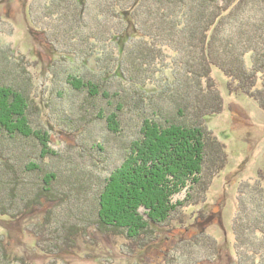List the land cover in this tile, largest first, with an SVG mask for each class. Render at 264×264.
Here are the masks:
<instances>
[{"label": "trees", "instance_id": "obj_1", "mask_svg": "<svg viewBox=\"0 0 264 264\" xmlns=\"http://www.w3.org/2000/svg\"><path fill=\"white\" fill-rule=\"evenodd\" d=\"M53 1L47 3L48 10L54 9ZM239 1L113 0L110 5L115 12L118 10L117 19L115 12L111 15L115 13L112 17L117 23L112 25L111 38L103 41L106 50L98 36L84 33V11L80 9L76 16L73 12L76 5L71 2L74 5V20L66 24H69L67 30L74 42L71 45L80 42L85 47L78 46L67 51L48 36L47 42L64 56H80L84 61L96 57L97 69L87 71V80L79 86L81 78L71 77L77 90L83 94L87 91L89 95L86 100L88 106L81 111L83 120H77L76 116L71 118L68 114L64 116L61 108H55L52 113L56 114V119L52 115L45 122L65 124L66 129L73 131L77 138L81 134V139L88 141V147L81 145L85 151L108 160L111 154L108 155L103 148L106 144L101 139L103 137L88 130L86 123L80 124L82 121L104 123V130L116 134L115 141L119 143L116 148H121L120 154L123 155L116 158L119 165L116 164V169L109 171L112 172L109 178H105L101 201L108 204L105 208L98 207L95 223H87L86 219V224L79 226L49 224L47 218L48 224H35L33 232L38 233L39 246L43 251L54 256L72 252L77 249L78 238L86 240L92 228L96 227L104 235L125 240L124 246L126 244L128 250L123 251L134 255L160 241L161 229L171 228L174 222L184 223L186 210L206 203L205 195L210 191L209 187L230 162L227 147L219 142L207 124L210 116L225 111L223 95L213 76L214 69L224 73L229 93H246L264 108V89H256L260 75L264 74V34L261 32L258 36L257 29L251 34V39L257 38L262 46L242 44L243 34H247L252 26L250 23L256 22L255 16L249 19L242 17L235 29L233 25L231 29L228 27V17L234 16L233 13L229 16L230 7L242 3ZM60 4L58 9L62 14L67 5ZM108 7L98 12L99 19L105 17ZM66 10L71 11V8ZM52 14L58 16L59 11L55 9ZM43 28L45 32L51 30L50 26ZM166 48L174 54L165 52ZM113 51L116 52V65L112 70L107 55ZM253 53L255 56L251 57ZM0 56V139L6 142V147L0 148V168L4 170L8 167L9 153L12 154L16 148L15 139L36 138L44 145L48 138L41 121L45 110L43 105L29 96L24 87L27 83L16 69L7 71L9 58ZM171 56L173 61L170 64ZM96 75L100 76L98 83L91 79ZM124 81L126 88L120 86ZM115 82L119 88L113 92L107 86ZM101 95L102 101L99 100ZM98 107L101 108L98 114L89 112ZM46 157L42 155L38 160L46 164ZM28 158L26 162L30 171L37 164L32 160L34 157ZM109 172L104 173L109 175ZM5 175L0 176V188L16 186L19 175L16 173L15 177L4 180ZM49 179V183L56 184L57 178L53 175H48L47 182ZM77 180L76 177V181H71L69 187L68 183L64 184L68 190L63 192L60 201H68L69 196L78 194L77 183L80 180ZM53 187L55 189V185ZM41 196L52 203L48 193L42 192ZM25 197L24 202L27 201ZM37 204L36 201L27 202L18 215H24ZM201 214L197 221L206 218L207 213ZM244 220L235 224L238 259L233 264H264V221ZM206 234L201 231L194 238H188L199 241L208 236L212 242L207 244L211 247L202 253L207 256L211 249L213 256L195 261L214 259L220 253L218 242L216 244ZM177 242L172 249H177L176 252L179 248ZM172 250L163 257L166 263ZM174 262L168 261V264ZM0 264H29V261L23 256H13L8 250V243L0 238ZM49 264L66 263L55 259Z\"/></svg>", "mask_w": 264, "mask_h": 264}, {"label": "rangeland", "instance_id": "obj_2", "mask_svg": "<svg viewBox=\"0 0 264 264\" xmlns=\"http://www.w3.org/2000/svg\"><path fill=\"white\" fill-rule=\"evenodd\" d=\"M72 1L76 7L71 3ZM218 1L223 3V0ZM241 1L242 3L234 5V8L232 5L230 7L229 16L232 13L234 16L228 17V27L231 29L233 25L235 29L240 24L238 20L242 17L249 19L255 16L256 22L250 23L252 26L247 34H243L244 43L242 44L262 46L257 38L251 39V34L254 29H257L258 36L261 32L264 34V0H240L239 2ZM48 2L50 0H0V49L4 52L0 50V55L9 58L7 60L10 64L7 71L16 69L23 81L27 83L24 87L26 91H29V96L43 105L45 110L41 121L48 138L44 145L37 142L36 138L15 139L16 154L15 150L12 154L9 153L8 167L4 170L0 168V176L6 174L3 176L4 180L15 177L16 173L20 178L16 186L0 188V210L5 212L4 214L0 212V238L8 243L9 252L13 256L25 257L29 264H49L55 259H58L59 263L66 264H168V261L174 260L173 264L235 263L238 259L235 251L237 239L235 224H240L244 218V221L247 219L246 222H249V218H252L254 222L264 221V108L246 93H229L226 77L218 68L214 69L213 76L223 95L225 111L222 114L210 116L207 124L218 137L219 142L227 147L230 162L226 170L217 176L209 187L210 191L208 190L205 195L206 203L186 210L184 214L186 213L187 219L184 223L174 222L171 228L161 229L160 241L134 255H127L123 251L127 249L126 244L124 246L125 240L104 235L96 227L92 228L90 237L86 240L82 237L78 238L77 249L72 252L54 256L40 248V237L38 233L33 232L35 224L79 226L86 224V219H88L87 223H95L98 207L105 208L108 204L101 201V194L105 192V178L108 179L112 173L109 171L116 169V164L119 165L116 158L123 155L120 154L121 148H116V145H119L115 141L116 134L104 130V123L79 121L80 124L86 123L88 130L91 129L94 134L103 137L101 139L106 143L103 148L106 152L108 151V155L111 154L108 160L95 157L94 152L85 151L81 145L86 144L88 147L86 143L88 141H83L81 134H78L77 138L72 134L73 131L69 132L66 129L65 124L45 122L47 118H51L55 108H61L64 116L68 114L71 118L76 116L77 120H83L81 111L88 106L86 100L89 95L87 91L83 94L77 90L71 82V77L81 78V83L77 84L79 86L83 80H87V71L97 69L96 57L84 61L80 59V56H64L47 42V36L57 41L58 47L63 50L71 51L78 46H84L80 42L78 45H71L74 42L70 39V33L67 30L69 27V24L66 25L69 23L67 21L74 20L72 13V6H74L73 12L76 16L79 15L80 9L84 11V33L98 36L102 41L101 46L104 47L103 41L111 38L112 25L117 23L112 16L116 13L117 19L118 10L116 9V12L112 10L110 3L113 0H54L55 5L52 10H48ZM60 3L67 5L63 8L62 14H60L61 9H58ZM107 6L109 7L105 17L99 19L98 12ZM67 7L71 8V11L66 10ZM55 9L59 11L58 16L52 14ZM112 12L115 13L111 15ZM61 17L63 18L60 19ZM33 18L36 20L35 23ZM103 24L105 26H101ZM44 26H50L51 30L45 32ZM165 52L174 54V51L167 48ZM254 56L253 53L251 57ZM107 58H110L108 65L113 70L116 65L114 62L116 52L113 51L111 55H107ZM169 60L171 64L172 56ZM91 79L94 83H98L100 76L96 75ZM74 82L76 84V81ZM256 85V89H264V74L260 75ZM120 86L126 88V82H122ZM107 88L114 92L119 88V84L111 83ZM102 95L100 101L103 99ZM99 109L101 108L98 107L89 112L98 114ZM53 116L56 119V114ZM1 147H6V142L2 139H0ZM42 155L47 156L46 164L38 160L39 158L41 160ZM29 156L34 157L32 160L37 164L33 169L30 168V171L26 162ZM107 171L109 175L104 173ZM50 174L57 178L56 184L52 181L49 183L50 179L47 182ZM76 177L77 181L80 180V184L77 183L78 194L72 195L73 198L69 196L70 199L65 200V203L60 201L63 192L66 193L65 191L68 190L64 184L68 183L69 187L71 181H76ZM53 185L55 189H52ZM42 192L51 196L52 203L48 198L40 197ZM24 197L27 199L25 202ZM29 201H36L38 204L19 216L18 214ZM201 213H207V216L204 220L197 221L202 216ZM47 218L48 223H46ZM201 231H205L206 236H211L216 244L217 242L219 244L220 253L214 259L195 261L205 258L206 255L202 251H206L207 247L210 248L211 246L207 244L212 243L208 236L199 241L188 239L194 238ZM175 241H178V252H176L177 249L172 250ZM169 250L172 251L166 263L163 257L166 256V252H170ZM208 255L213 256L211 249Z\"/></svg>", "mask_w": 264, "mask_h": 264}]
</instances>
